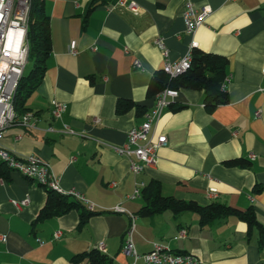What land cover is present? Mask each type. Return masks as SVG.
<instances>
[{
	"label": "crops",
	"instance_id": "1",
	"mask_svg": "<svg viewBox=\"0 0 264 264\" xmlns=\"http://www.w3.org/2000/svg\"><path fill=\"white\" fill-rule=\"evenodd\" d=\"M91 1L45 0L52 50L42 83L26 105L39 113L37 128L14 126L1 145L20 157L35 155L49 163L63 191L84 196L99 214L82 229L75 210L34 225L47 190L6 171L0 176V235L8 239L0 244V264H71L73 256L100 245L114 264H146L142 256L155 244L194 254L206 264H264L259 230L249 235L245 222L231 217L202 226L195 213L171 211L143 218L138 213L144 199L132 198L137 181H158L164 196L252 207L264 225V0H135L138 13L109 0L85 25ZM188 2L212 9L193 36L186 33L183 19ZM159 37L173 63L187 55L193 41L205 52L226 57L229 102L210 112L203 91H178L154 128V139L165 135L168 143L158 150L156 165L135 177L129 160L112 147L124 146L128 132L155 106L147 92L164 63L155 45ZM73 41L77 55L70 52ZM136 60L142 69L134 67ZM120 100L139 108L118 111ZM54 101L68 105L60 121L51 115ZM63 123L83 135L48 130L58 131ZM235 159L251 165H226ZM26 198L29 206L19 209L15 201ZM131 229L139 258L124 251ZM181 230L188 233L185 239L178 238ZM57 232L61 235L55 239Z\"/></svg>",
	"mask_w": 264,
	"mask_h": 264
},
{
	"label": "built area",
	"instance_id": "2",
	"mask_svg": "<svg viewBox=\"0 0 264 264\" xmlns=\"http://www.w3.org/2000/svg\"><path fill=\"white\" fill-rule=\"evenodd\" d=\"M31 7L32 0H0V162L4 163L10 171H15L42 187L74 197L87 205L89 210L94 211L95 205L88 202L84 196L75 191H63L60 187L59 178L49 163L35 155L20 157L1 145V140L10 128L22 126L28 129H36L39 121L37 115L32 112L19 116L15 111L13 102L19 82L24 76L29 61L28 29ZM114 7L127 9L132 13L140 11V6L135 0H117ZM211 12L210 7L199 9L188 2L183 12L186 33L191 36L195 35ZM155 45L162 52L164 59L162 68L169 77L177 78L191 68L193 49L197 48L196 42L191 43L187 55L176 63L171 62L169 49L162 37L155 40ZM93 50L96 51L97 48L94 47ZM70 52L72 55L79 53L75 41L70 45ZM134 67L143 68L139 60L134 62ZM228 81L229 78L227 83ZM177 96L178 91L173 89H167L157 95L154 108L145 114V121L128 132L127 143L121 147H112L119 155L129 160L130 170L135 177L142 175L146 169L154 167L158 158V150L167 145L168 138L165 135H160L157 140L154 139V128L161 119L164 110L174 103ZM51 106L53 119L62 120L68 111V105L54 101ZM48 130L70 136L83 135L66 123H63L62 128L58 131L54 127H49ZM255 157L254 154L250 155L252 160ZM145 186V183L137 181L132 198L142 196V190ZM29 204V198L15 201V205L19 209L27 207ZM114 211L124 212L120 207H116ZM132 234L133 229L127 233L124 251L139 258L132 242ZM187 234L186 230H181L178 238L185 239ZM60 235L61 232H57L55 239H58ZM7 239L6 235H0V244L6 243ZM40 243L43 244V241ZM99 250L104 252L103 245L99 246ZM142 258L146 264H206L194 254L176 253L160 244H155L153 250L144 254Z\"/></svg>",
	"mask_w": 264,
	"mask_h": 264
},
{
	"label": "trees",
	"instance_id": "3",
	"mask_svg": "<svg viewBox=\"0 0 264 264\" xmlns=\"http://www.w3.org/2000/svg\"><path fill=\"white\" fill-rule=\"evenodd\" d=\"M108 3L109 0H92L85 16V25H87L89 17L97 8ZM28 42L30 46L28 63H31V69L28 74L24 73L23 78L20 80L13 101L15 111L19 116L32 112L26 105L28 99L42 83L47 70L46 62L52 50L50 17L46 13L45 0H32ZM192 56L191 68L177 78L169 77L163 68L157 71L150 81L148 96L154 97L156 100L157 95L167 89L177 91L189 89L204 92L205 107L210 112L220 105L228 104L227 79L229 62L227 58L215 53L205 52L199 48L193 49ZM133 107L139 108L130 100L118 101V111L125 112ZM226 165L249 168L251 163L248 160L235 159L227 161ZM6 171H9V169L4 163L0 162V176H5ZM45 189L47 190L46 203L34 225L75 210L79 212L80 217L78 228L82 229L93 216L99 214L89 210L84 203L74 197L62 195L52 189ZM256 190L260 191V186H257ZM141 197L144 199L145 205L138 214L143 218L153 217L165 211H171L175 215L191 212L200 217L202 226L218 219L237 218L247 224L249 235L252 234L254 229L259 230V246L264 252V225L259 222L252 207L241 210L219 202L202 205L193 200L187 201L164 196L158 181H151L147 184L142 190ZM84 261L87 264H114L113 259L98 248H92L71 258V264H79Z\"/></svg>",
	"mask_w": 264,
	"mask_h": 264
},
{
	"label": "rangeland",
	"instance_id": "4",
	"mask_svg": "<svg viewBox=\"0 0 264 264\" xmlns=\"http://www.w3.org/2000/svg\"><path fill=\"white\" fill-rule=\"evenodd\" d=\"M30 69H31V63H28V65H27V67L25 69V74H28Z\"/></svg>",
	"mask_w": 264,
	"mask_h": 264
}]
</instances>
